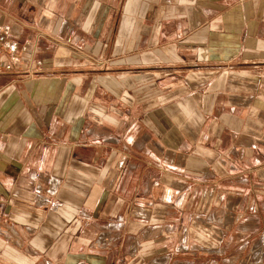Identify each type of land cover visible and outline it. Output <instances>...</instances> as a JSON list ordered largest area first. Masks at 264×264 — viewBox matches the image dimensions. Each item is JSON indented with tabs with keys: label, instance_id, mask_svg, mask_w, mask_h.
I'll return each instance as SVG.
<instances>
[{
	"label": "crops",
	"instance_id": "0c3cea01",
	"mask_svg": "<svg viewBox=\"0 0 264 264\" xmlns=\"http://www.w3.org/2000/svg\"><path fill=\"white\" fill-rule=\"evenodd\" d=\"M0 23L28 44L0 72V264H264V0Z\"/></svg>",
	"mask_w": 264,
	"mask_h": 264
},
{
	"label": "built area",
	"instance_id": "2783aa9c",
	"mask_svg": "<svg viewBox=\"0 0 264 264\" xmlns=\"http://www.w3.org/2000/svg\"><path fill=\"white\" fill-rule=\"evenodd\" d=\"M28 50V44H19L13 41L8 34L6 27L0 23V72L9 73L11 71V64L16 60V55L24 53ZM5 54H8L6 56ZM8 57L9 63L5 62Z\"/></svg>",
	"mask_w": 264,
	"mask_h": 264
}]
</instances>
